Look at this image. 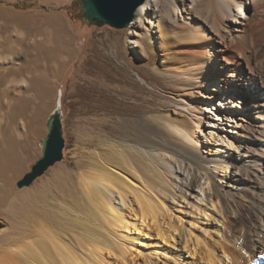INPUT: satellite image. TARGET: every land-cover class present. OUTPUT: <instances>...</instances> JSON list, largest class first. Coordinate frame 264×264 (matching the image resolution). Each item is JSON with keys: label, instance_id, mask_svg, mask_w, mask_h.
Here are the masks:
<instances>
[{"label": "rangeland", "instance_id": "obj_1", "mask_svg": "<svg viewBox=\"0 0 264 264\" xmlns=\"http://www.w3.org/2000/svg\"><path fill=\"white\" fill-rule=\"evenodd\" d=\"M188 2L187 7L192 6ZM80 6L77 0H0V152L7 148L8 132L20 142L29 125L37 129L28 142L31 155L24 168L10 173L12 192L5 199H0V212L21 202L45 210L48 220L72 242L75 229L93 233L100 228L71 210L77 209L85 215L90 210L99 222L104 223L101 212L79 185L80 174L93 173L91 164H102L109 170L114 167L115 171L130 176L117 166L119 154L123 153L133 156L137 163L145 164L149 175L155 169L170 184L174 182L170 173L163 172L166 167L163 160L152 152H144L140 144L152 141L148 139H154L156 131L155 134L162 139L187 145L174 133L171 124L179 123L192 128L199 114L204 117L200 104L204 101L209 105L213 103L207 93L200 91H206L209 89L206 87L211 85L207 83L201 89L190 91L183 87L179 74L193 67L198 59L201 63L213 64L214 54H218V48L223 46L216 34L208 29L215 10L210 0H197L195 12L191 13L208 23L207 31L214 46L201 29L186 26L180 21L171 25L160 21L162 38H145L143 51L136 45L132 47L134 43L131 42L133 36L129 25L115 28L90 24L83 18ZM168 9L172 11L173 6ZM176 9L181 10L179 6ZM247 13L246 25L251 35L264 38V0ZM180 14L176 16L180 18ZM61 32L67 33L70 38V44H66L67 52L61 49L64 48L60 45ZM261 60L258 56L257 61ZM11 68H14L12 73ZM19 98L28 102L22 117H18L11 128L8 126L9 117L14 115L13 103ZM58 98L63 113V158L29 186L17 188L16 182L31 170L35 160L41 156L39 142L47 134L46 120ZM187 100L193 102L189 106L190 111L185 109ZM233 100L239 105L245 103L239 102L236 96ZM251 100L252 97L248 96L247 101ZM254 100L256 102L258 98ZM36 110L40 111L39 121L34 119ZM237 110L241 114L240 123L235 129L229 126V122L227 129L236 131L229 134L238 138L241 137L237 133L239 131L253 137L258 128L254 126L253 114L244 113V106ZM206 116L209 120L217 119L214 113H207ZM201 120L204 121V118ZM244 123L250 129L243 130L241 125ZM204 146L206 148L202 153L206 155L215 150L213 144ZM242 148L240 146L237 150L232 147L229 150L232 154ZM166 153L165 158L172 161ZM217 172L219 175L222 173L220 170ZM257 174L256 178L253 175L246 177L245 186L238 189L229 190L222 183L220 187L224 192L220 191L217 195L205 193L201 202L200 194L198 199L195 197L199 191L195 183L189 192L193 193L197 203L187 195L191 209L188 206L183 208L187 214L183 215L187 226L189 220L197 221L193 235L209 239V231L207 234L203 232V226H207L211 235L216 236L213 230L217 223L224 233L223 239H230L231 244L235 241L232 245L236 247H246L244 249L248 251L243 255L244 264H264V179ZM199 207L207 209L208 219L211 217L212 220H206ZM113 224L111 220L108 226L115 229ZM6 227L0 215V238L5 236ZM132 251H135L133 255L137 253L135 248ZM47 257L50 258V253ZM187 257L185 253V259ZM193 260V264H201L199 256L193 257Z\"/></svg>", "mask_w": 264, "mask_h": 264}, {"label": "bare ground", "instance_id": "obj_2", "mask_svg": "<svg viewBox=\"0 0 264 264\" xmlns=\"http://www.w3.org/2000/svg\"><path fill=\"white\" fill-rule=\"evenodd\" d=\"M189 1L192 4L190 7H187V0H145L137 7L129 23L133 36L130 41L134 43L132 47L136 45L143 51L145 38L156 36L161 39L160 21L168 25L180 21L186 26L201 29L214 46L211 34L207 31L208 23L191 13L195 12L197 0ZM210 1L215 10L208 29L216 34L223 46L218 48V54H214L213 64L201 63L198 59L193 67L181 71L178 78L184 82L183 87L189 90L201 89L209 83L211 87L200 92L207 93L213 105L207 101L200 104L204 117L199 114L192 128L179 123L171 124L174 133L187 145H177L162 139L155 134L156 131L152 132L154 139L147 138L152 141L140 144L144 152H152L163 160L166 167L162 170L170 173L174 182L170 184L155 169L149 175L145 164L141 165L133 156L123 153L119 154L117 166L130 176L115 171L114 167L109 170L102 164H91L93 173L80 174L79 185L101 212L104 223L99 222L90 210L86 215L77 209L71 211L100 229L95 233H87L77 228L73 231L72 242L48 220L45 210L24 202L15 207L9 206L0 212L7 226L5 236L0 238V264H193L195 256L200 257L201 264H244L243 255L248 251L244 249L246 247L232 245L235 239L232 244L230 239H223L224 233L216 222L213 230L216 236L211 235V229L203 226V232L209 231L208 236L212 237L205 240L199 235H193L197 221L191 219L187 226L183 220L186 214L183 208L189 205L186 196H192L193 193L189 191L195 183L199 189L195 197L200 194L201 202L205 193L217 195L220 191L224 192L220 187L222 183L230 190L244 187L246 177H255L257 173L264 179V38L252 36L246 25L249 16L247 11L254 9L263 0ZM171 5L172 11L168 9ZM177 6L180 11L176 9ZM180 12L182 14L178 18L176 14ZM61 33L60 45H64L61 49L67 52L66 44H70V38L67 33ZM258 56L262 58L260 62L257 61ZM10 72H14V68ZM233 96L240 99L239 102H245L244 105H239L237 101L236 104ZM248 96L252 97L251 102L247 101ZM255 97L258 98L256 102ZM27 102L21 98L14 101V115L9 117V127L13 128L15 120L22 117ZM192 105V100H187L185 109L190 111L189 106ZM243 106L244 113L253 114L254 126H258L253 137L237 131L241 134L237 138L230 135L232 130L226 127L231 122L229 126L236 129L235 126L240 123L238 119L241 118L237 108ZM38 112L36 110L34 114L37 121L40 120ZM207 113H214L217 119L209 120ZM247 125H241L243 130L249 128ZM235 129L232 132H236ZM36 132L37 129L29 125L20 142L10 132L7 133V148L0 152V199L11 195L10 173L24 168L31 155L28 142ZM207 143L214 146L211 155L202 153ZM240 146H243L240 151L231 154L230 148L239 150ZM165 153L172 161L165 158ZM217 170L222 171L221 175ZM192 199H195L194 196ZM200 210L206 220L211 219H208L210 215L207 209ZM65 218L71 221L69 217ZM111 220L115 229L108 226ZM132 248L137 251L134 255ZM48 253L50 258L47 257ZM185 253L188 254L186 259Z\"/></svg>", "mask_w": 264, "mask_h": 264}, {"label": "water", "instance_id": "obj_3", "mask_svg": "<svg viewBox=\"0 0 264 264\" xmlns=\"http://www.w3.org/2000/svg\"><path fill=\"white\" fill-rule=\"evenodd\" d=\"M145 0H77L81 3L82 16L93 25H110L115 28H123L129 25L133 19L135 10ZM63 113L60 98L47 117L46 136L39 142L41 156L35 160L31 170L26 172L16 182L17 188L29 186L32 182L44 174V172L61 161L63 158Z\"/></svg>", "mask_w": 264, "mask_h": 264}]
</instances>
